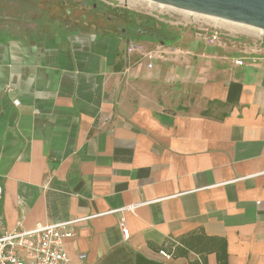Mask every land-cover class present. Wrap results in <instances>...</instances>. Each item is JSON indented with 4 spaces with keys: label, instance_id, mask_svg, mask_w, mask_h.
Here are the masks:
<instances>
[{
    "label": "crops",
    "instance_id": "crops-1",
    "mask_svg": "<svg viewBox=\"0 0 264 264\" xmlns=\"http://www.w3.org/2000/svg\"><path fill=\"white\" fill-rule=\"evenodd\" d=\"M79 28L0 39V232L82 220L69 264L118 247L220 264L210 244L186 250L199 235L227 264H264V52L149 69L127 39Z\"/></svg>",
    "mask_w": 264,
    "mask_h": 264
},
{
    "label": "rangeland",
    "instance_id": "rangeland-1",
    "mask_svg": "<svg viewBox=\"0 0 264 264\" xmlns=\"http://www.w3.org/2000/svg\"><path fill=\"white\" fill-rule=\"evenodd\" d=\"M79 1L81 0L72 2L62 0L58 7L52 9L53 0H45L46 26L49 24V11L55 10L62 24H79V29L83 32L98 35L115 34L124 42L127 39V44H139L142 52L155 53L157 63L162 64L160 66L163 67L171 57L188 59L192 67L203 64L204 68L208 69L209 62L213 61L217 54L247 58L264 52V31L245 25L186 12L147 0H85L90 5L96 3L102 9V14L98 11V15H95L90 13L89 7L83 9ZM69 10L71 13L68 12ZM84 15L87 17H82ZM76 28L78 27L74 25V31ZM151 28L156 33L153 38L149 37ZM212 30H219L229 35V40L224 39L226 44L218 47L210 45L204 32ZM163 32L170 35V38L164 37ZM157 33L162 37L157 36ZM174 37L178 40L172 41ZM190 70L196 72L197 68ZM182 86L180 82L174 83V87L171 86L168 90L173 88L181 90ZM178 103L180 106L183 104L182 101ZM173 105L174 108L178 106L176 101Z\"/></svg>",
    "mask_w": 264,
    "mask_h": 264
},
{
    "label": "built area",
    "instance_id": "built-area-1",
    "mask_svg": "<svg viewBox=\"0 0 264 264\" xmlns=\"http://www.w3.org/2000/svg\"><path fill=\"white\" fill-rule=\"evenodd\" d=\"M204 35L210 45H222L225 40H229V35L219 30L205 31ZM142 52L139 44L129 43L126 48V54ZM145 56L150 61L148 68H153V61L157 55L153 52H145ZM253 62L258 58H251ZM236 65H244V60H236ZM3 195V187L0 185V197ZM136 206H130L128 209L134 210ZM82 220L51 224L37 225L35 228L26 230L18 225L11 232H0V264H69L70 259L65 249V240L73 238L75 232L69 229ZM123 236L129 238V231L124 228ZM30 241L31 244H27ZM25 252V255H23ZM166 255L165 252H161ZM81 259H86L85 255Z\"/></svg>",
    "mask_w": 264,
    "mask_h": 264
},
{
    "label": "flooded vegetation",
    "instance_id": "flooded-vegetation-1",
    "mask_svg": "<svg viewBox=\"0 0 264 264\" xmlns=\"http://www.w3.org/2000/svg\"><path fill=\"white\" fill-rule=\"evenodd\" d=\"M61 1L53 0L52 9L58 7ZM72 1L74 0H69V2ZM79 4L83 9L89 7L91 14L98 15V11L99 14H102V9L96 3L90 5L87 1L81 0ZM52 9L49 11V24L46 26L45 0H0V39L11 38L15 29H21L23 34L30 30L29 34L39 39H51L53 35L59 34L65 26L69 28H74V25L80 27L79 24H62L61 18ZM68 12L71 13V10ZM82 17H87V15Z\"/></svg>",
    "mask_w": 264,
    "mask_h": 264
},
{
    "label": "water",
    "instance_id": "water-1",
    "mask_svg": "<svg viewBox=\"0 0 264 264\" xmlns=\"http://www.w3.org/2000/svg\"><path fill=\"white\" fill-rule=\"evenodd\" d=\"M264 31V0H147Z\"/></svg>",
    "mask_w": 264,
    "mask_h": 264
},
{
    "label": "trees",
    "instance_id": "trees-1",
    "mask_svg": "<svg viewBox=\"0 0 264 264\" xmlns=\"http://www.w3.org/2000/svg\"><path fill=\"white\" fill-rule=\"evenodd\" d=\"M150 33L152 36L156 35L154 30H152ZM164 37L170 38V35L163 32ZM157 36L160 38L162 37L160 33H157ZM171 40V39H170ZM178 40V38H173L172 41ZM172 43V42H171ZM193 242H186L185 247L186 250H194V251H200L201 248L206 245H209L213 248L212 250L217 251V256L219 259L220 264H227V253H226V242L224 240H211L203 235L194 236ZM200 248V249H199ZM98 264H164L160 263L151 259H148L142 255L135 254L132 255L131 252L125 247H118L115 248L113 251H111L107 256H105Z\"/></svg>",
    "mask_w": 264,
    "mask_h": 264
}]
</instances>
